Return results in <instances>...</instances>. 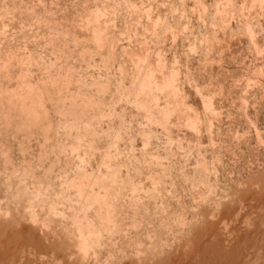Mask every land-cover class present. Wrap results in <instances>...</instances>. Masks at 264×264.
<instances>
[{
  "label": "clouds",
  "instance_id": "9594fccd",
  "mask_svg": "<svg viewBox=\"0 0 264 264\" xmlns=\"http://www.w3.org/2000/svg\"><path fill=\"white\" fill-rule=\"evenodd\" d=\"M0 264H264V0H0Z\"/></svg>",
  "mask_w": 264,
  "mask_h": 264
},
{
  "label": "bare ground",
  "instance_id": "6f19581e",
  "mask_svg": "<svg viewBox=\"0 0 264 264\" xmlns=\"http://www.w3.org/2000/svg\"><path fill=\"white\" fill-rule=\"evenodd\" d=\"M214 104H215V101H213V100L209 99V101H208V103H207L206 107H213V106H214ZM206 159H207V157H206Z\"/></svg>",
  "mask_w": 264,
  "mask_h": 264
}]
</instances>
